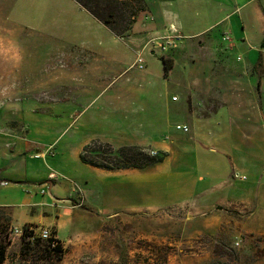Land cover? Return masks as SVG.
Segmentation results:
<instances>
[{
    "label": "crops",
    "instance_id": "crops-1",
    "mask_svg": "<svg viewBox=\"0 0 264 264\" xmlns=\"http://www.w3.org/2000/svg\"><path fill=\"white\" fill-rule=\"evenodd\" d=\"M142 1V11L129 35L119 39L111 33L122 46L106 47L103 42L95 41L86 28L82 30L86 31L84 38L87 40L56 45L54 55L64 70L52 76L50 82L54 84L47 91L53 102L56 98H64L63 101L68 103L66 107L70 110L64 111L70 120L67 128L77 119L86 117L90 123L102 121L125 130L127 139L124 142L115 144L90 135L65 159L66 150L60 152L58 148V139L64 133L61 130L52 140L41 138L35 144L31 142L34 148L31 147L30 143L16 137L23 125L20 123L24 120L23 107L18 103L9 105L6 100L45 86L31 88L22 84L25 75H15L8 70L0 73V115L6 119L12 110V118L17 120L16 123L0 121V158L7 157L13 163L11 169L0 172L1 182L8 183L0 185V208L9 210L15 224L53 226L57 239L63 245L67 244L59 235V222L35 214L34 207H40L42 203L27 204L29 210L23 212L15 208L21 204L12 201L15 191L25 186L31 189L46 186L48 193L56 197L58 178L52 177L51 181V170L58 177H64L71 190L76 191L79 187L83 195L90 186L85 173L98 171L102 177L90 189L95 199L91 202L83 196V210L95 217L135 215L134 219H137L140 214L186 204L197 210L222 211L225 204L236 206L246 203L250 206L252 199L264 200V183H255L245 190L236 185L243 180H236L237 183L229 180L233 171L244 177L245 172L264 177L263 1ZM73 2L81 10L77 12L79 15L72 17L71 23L75 27L98 22ZM202 9L210 14L205 23L196 27L188 25L186 19L196 16ZM163 36L174 38L170 49L178 54L170 53V57L163 54L173 61L167 76L161 61L163 51L160 45L163 42L149 43L151 39ZM144 47L146 68L143 71L130 69L135 53ZM197 47L206 49L208 56L189 58L188 51L192 48L196 51ZM168 50L169 47L163 53H168ZM233 51L235 60L229 58ZM133 71L137 72L133 77L120 82L123 75ZM170 86L176 88V94H171ZM174 97L176 100H172ZM53 110L57 108H48L50 112ZM171 114L184 115L185 119L173 125L170 123ZM176 125L187 127V134L176 130ZM172 127L174 131L170 134ZM27 129L31 132L30 126ZM40 130L36 125L35 135L44 136ZM92 140H100L114 148L148 147L165 153L166 158L161 164L145 170L105 171L83 164L79 159L82 149ZM7 144L13 149L6 147ZM36 152L40 157H32ZM26 154L29 159H39L46 165L48 173L38 177L40 180H28L21 171L19 163ZM21 155L23 158L18 159ZM187 156H192L191 167L176 166ZM50 158H58L60 162H69L70 159L76 167L75 172H65L54 163L52 166ZM165 165L167 167H163ZM205 179L216 182L204 188L198 187V183ZM63 210L70 209L67 206ZM71 221L69 218L66 221L68 229Z\"/></svg>",
    "mask_w": 264,
    "mask_h": 264
},
{
    "label": "rangeland",
    "instance_id": "rangeland-1",
    "mask_svg": "<svg viewBox=\"0 0 264 264\" xmlns=\"http://www.w3.org/2000/svg\"><path fill=\"white\" fill-rule=\"evenodd\" d=\"M262 1L264 4V0ZM78 11L81 10L72 0H0V73L8 70L7 72H13L15 75H25L22 84L31 88L35 85L45 86L40 87L41 90L39 88L24 96H14L6 100L9 105L18 103L24 109V120H20L23 125L17 131L16 137L33 147L41 138L52 140L62 130L64 133L58 139V148L60 152L66 150L65 159L74 153L80 142L91 136L115 144L127 139L125 130L102 121L90 123L86 121V117L77 119L67 128L70 120L64 111L70 110L66 107L68 103L63 101L64 98H56L53 102V99L49 98L50 95L48 96L47 91L54 84L50 82L52 76L64 70V66L60 65L54 55L56 45L65 46L73 41L87 40L84 38L86 31L82 30L86 28L95 41L103 42L106 47L122 46L117 38L94 20L92 25L83 23L80 28L75 27L71 21L73 16L79 15ZM207 12L208 10L202 9L196 16L187 18L186 22L191 27L202 25L209 18L210 14ZM173 40L170 46L173 45ZM170 46L168 53L163 51L161 54L167 57H170V53L176 55V51L172 52ZM201 55L207 57L208 51L197 47L196 51L192 48L187 53L192 59ZM235 57L234 51L230 53L229 58L235 60ZM133 73L137 72L123 75L120 82L124 83ZM37 79L41 82L35 81ZM257 80L255 79L256 82ZM176 91L175 87L170 86L171 94H176ZM50 107L57 110L50 112ZM11 114L12 110H9L6 119L0 115V121L16 123L17 120L12 118L14 115ZM184 119V115H170V123L173 125ZM36 125L41 129L39 132L45 133L44 136L35 135ZM27 126L31 127V132ZM173 131L172 127L170 134ZM6 147L13 149L10 144ZM62 154L60 156L63 158ZM32 157L38 158L40 154L36 152ZM17 158L22 159L23 155ZM49 163L52 166L53 163L54 166L60 165V169L65 172H75L76 167L70 159L69 162H60L58 158H50ZM12 164L9 158H0L1 172L11 169ZM19 164L28 180H40L38 177L48 173L41 160L29 159L28 154ZM179 165L182 168L191 167L192 156H187L184 162L176 164ZM51 172L50 179L58 178L59 186L54 192L56 197L48 193L46 186L37 189L25 186L20 188V191H15V199L12 201L21 204L15 208L23 212L29 210L27 204L40 202L42 206L34 207L35 214L59 222V235L67 241V244L63 245L66 253L62 264H264V200L252 199L250 206L246 203L236 206L225 204L222 211L197 210L193 205L186 204L151 214H140L137 219H134L135 215L95 217L86 213L84 207L73 209L71 212L63 210L76 195V191L70 189L64 177H58L52 170ZM97 172L85 173L90 186L84 195L91 202L95 197L90 189L96 186L102 177ZM245 173V180L239 183L231 178L229 180L236 181V185L245 190L255 183H264V177H257L254 172ZM215 182L214 179H205L198 183V187L211 186ZM248 191L252 192L251 189ZM177 196H180V193H177ZM68 218L72 219L69 229L66 224ZM22 226L12 221L8 209L0 208V230L5 233L1 237L5 235L8 242L7 260L4 264H16L21 236H15L12 231L15 228L22 229ZM48 227L54 229L53 226Z\"/></svg>",
    "mask_w": 264,
    "mask_h": 264
},
{
    "label": "trees",
    "instance_id": "trees-1",
    "mask_svg": "<svg viewBox=\"0 0 264 264\" xmlns=\"http://www.w3.org/2000/svg\"><path fill=\"white\" fill-rule=\"evenodd\" d=\"M73 1L119 39L129 35L143 8L142 0ZM161 61L164 66V74L167 76L173 61L164 56L161 57ZM150 151L153 149L139 146L114 148L100 140H92L82 149L79 159L83 164L105 171L145 170L161 164L166 158V154L163 152L156 151V155H151ZM29 227L30 225L27 224L22 226L23 233L16 264H62L66 251L61 241L57 239L56 231L52 229V237L49 240L32 239ZM3 234L5 233L0 230V264H4L7 260L8 242L5 235L1 237Z\"/></svg>",
    "mask_w": 264,
    "mask_h": 264
},
{
    "label": "built area",
    "instance_id": "built-area-1",
    "mask_svg": "<svg viewBox=\"0 0 264 264\" xmlns=\"http://www.w3.org/2000/svg\"><path fill=\"white\" fill-rule=\"evenodd\" d=\"M173 39L174 38L172 36H163V37H159V38H153L150 40L149 43L155 42L156 40H161V41H163V44L160 45L161 46L160 49H161V51H166L167 48L172 44ZM224 39H227V38H224ZM144 49H145V47L142 50H139L135 53L134 61L129 67L130 69H136L138 71H143L146 68V61L144 58ZM172 100H176V98L174 97V98H172ZM175 129L182 131L184 133H186L188 131L187 127L181 126V125H176ZM150 154L156 155L157 153L155 150H153V151H150ZM231 178L234 180H245L246 177L239 175V173L237 171H233L231 174ZM7 184H8L7 182H0V185H2V186H5ZM76 194H77L76 198L72 199L68 202V204H69L68 208L70 210L79 209V208L83 207V204H84V197L83 196L84 195H83V193L79 187L76 188ZM29 231L32 234V236H31L32 239L33 238H39L41 240H49L52 237V229L49 227H46V226H40V225L34 226V227L30 226ZM12 232L14 233L15 236H21L23 233V230L19 229V228H15Z\"/></svg>",
    "mask_w": 264,
    "mask_h": 264
}]
</instances>
